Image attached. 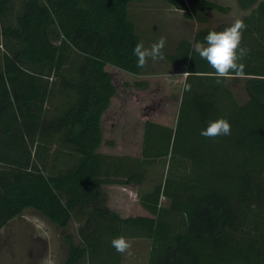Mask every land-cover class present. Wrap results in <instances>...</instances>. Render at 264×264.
<instances>
[{"label":"trees","instance_id":"trees-1","mask_svg":"<svg viewBox=\"0 0 264 264\" xmlns=\"http://www.w3.org/2000/svg\"><path fill=\"white\" fill-rule=\"evenodd\" d=\"M10 1L0 0V230L33 208L61 227L79 222L82 242L65 235L62 264H123L111 246L119 235L150 238L148 264H264V0H237L251 9L242 17L248 99L238 100L229 79L208 76L213 69L191 47L232 23L204 27L167 55L181 68L177 110L173 94L161 96L169 110L162 119L148 113L135 154L102 150L103 120L117 93L108 66L134 76L139 91L150 87L132 54L142 38L130 3L142 0H23L15 21H3ZM166 1L198 22L210 9L231 10ZM185 72H194L190 91ZM55 84L61 105L52 112ZM219 118L231 135H200ZM163 158L166 177L139 197L140 213L109 206L108 186L141 185L146 166Z\"/></svg>","mask_w":264,"mask_h":264},{"label":"rangeland","instance_id":"rangeland-1","mask_svg":"<svg viewBox=\"0 0 264 264\" xmlns=\"http://www.w3.org/2000/svg\"><path fill=\"white\" fill-rule=\"evenodd\" d=\"M22 1L11 0L8 2L9 10L3 21H15L18 7ZM215 1L230 5L231 10L224 13L210 9L206 12L208 17L206 22H198L194 19L186 18L182 11L175 9L166 0H142L130 3V17L136 23L145 47H149L161 36L166 38L165 59L156 62L149 60L144 68V76L151 80L150 87L146 92L136 89L134 76L108 66L112 72L113 81L117 86V93L103 120L105 136V142L102 146L103 151L140 153L142 148V126L144 120L149 116L148 113H152L150 118L162 119V113L169 110L168 108V110L163 108L168 101L161 100V96L173 94L175 100L172 101L171 111L177 110L176 99H180L181 95V91L177 88L181 81L179 73L181 68L172 64L168 60L167 55L175 51L181 40L193 39L198 30L207 26L218 27L231 24L236 19H242L245 14L251 11L250 8H242L237 0ZM0 43L1 55L4 48L1 39ZM246 81V76L229 79V85L240 102H245L249 97ZM55 86V94L51 96L48 105V109L52 112L61 105V96L58 94L57 84ZM110 141L113 143H109ZM169 165L168 158H163L158 159L154 164L146 166V178L140 186L136 185L134 187L133 198L131 197L132 190L129 189L130 200L128 203L123 204L127 208L126 214L140 213L137 199L143 193L152 190L158 183L164 181L170 167ZM175 166L173 167L172 165L171 169L177 171L178 168ZM109 190L110 192L112 191V194L116 193L117 197H121L120 195L124 194V192L122 193L116 188H109ZM116 196L115 198H117ZM163 202L168 205L170 204V199L165 198ZM34 214L38 215L39 218L37 221L41 229L40 238L33 236L34 229H32V225L30 227ZM78 226L79 224H77L75 219L66 227L58 226L37 210L28 208L22 214L9 221L0 231V264H25L26 262L33 264L38 259L37 255L43 258L50 253L53 255L55 264L63 263L69 251V244L65 235L71 233L75 242L79 243ZM30 233H33L32 237H30ZM29 253L33 254L32 259H27L26 261V255L28 256Z\"/></svg>","mask_w":264,"mask_h":264},{"label":"clouds","instance_id":"clouds-1","mask_svg":"<svg viewBox=\"0 0 264 264\" xmlns=\"http://www.w3.org/2000/svg\"><path fill=\"white\" fill-rule=\"evenodd\" d=\"M247 25L242 19L224 28L222 31H210L204 37L203 42L195 41L192 43V50L199 55L202 60L207 61L212 72L208 76L214 77L217 83L222 79L233 77H243L245 64L243 59L249 54L250 49L242 46L243 32ZM166 38L161 36L149 47H145L142 41L138 42L133 48V56L136 57V67L145 68L149 60L156 62L165 59L164 48ZM191 57V55L189 54ZM194 72L183 74L185 83L184 91H190L191 85L187 83V78ZM200 135L205 138H216L231 135V124L226 118H219L209 121L207 127L202 129ZM111 246L120 254L131 255V242L123 235L114 237Z\"/></svg>","mask_w":264,"mask_h":264},{"label":"crops","instance_id":"crops-1","mask_svg":"<svg viewBox=\"0 0 264 264\" xmlns=\"http://www.w3.org/2000/svg\"><path fill=\"white\" fill-rule=\"evenodd\" d=\"M135 186L136 185H132V184L108 186V189L109 188L110 189L116 188V189L120 190L122 193L124 192L125 195L127 194V196H125L124 194L121 193L122 194V195H120L121 197H117L116 193L112 194V191L110 192V190H108L109 206L120 211L122 214L127 215L125 212L127 208H125V205H123V204L128 203V201L130 200L129 189L132 190L131 191V193H132L131 197L133 198V196H134V190L133 189ZM138 186H140V185H138ZM115 196L117 198H115ZM140 210H141V208H140ZM129 214H131V213H129ZM32 217H33V219L30 222V227L32 225V229H34V235H33V233L32 234L30 233V237H32V235H33L36 238H38V237L40 238L41 229H40L39 223L37 221V219H39L38 215L34 214ZM77 224H79V222H77ZM127 238L129 239V241L131 242V245H132L131 255H128L127 253L123 254V258H122L123 264H148L149 252L151 249V239L148 237H127ZM74 241H75V239H74ZM81 242H82V239H81V236L79 235V243H81ZM67 254H66V256H67ZM32 256H33V254L29 253L28 256L26 255V259L24 257H23V259H25L26 261H27V259L31 260ZM66 256H65V258H66ZM37 257H38V259H36V263H33V264H55L53 262L52 253H50L48 256L43 257V258H41V256H39V255H37ZM25 264H29V263L26 262ZM56 264H62V263H56Z\"/></svg>","mask_w":264,"mask_h":264},{"label":"built area","instance_id":"built-area-1","mask_svg":"<svg viewBox=\"0 0 264 264\" xmlns=\"http://www.w3.org/2000/svg\"><path fill=\"white\" fill-rule=\"evenodd\" d=\"M164 199H165V197H164V196H162V197H161V200H164Z\"/></svg>","mask_w":264,"mask_h":264}]
</instances>
